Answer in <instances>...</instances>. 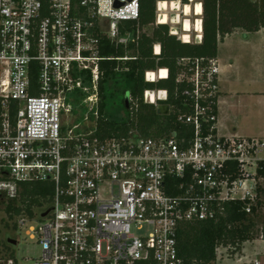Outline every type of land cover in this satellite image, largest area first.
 I'll list each match as a JSON object with an SVG mask.
<instances>
[{
	"label": "built area",
	"instance_id": "1",
	"mask_svg": "<svg viewBox=\"0 0 264 264\" xmlns=\"http://www.w3.org/2000/svg\"><path fill=\"white\" fill-rule=\"evenodd\" d=\"M197 2L203 12L190 19L191 36L201 43L204 4ZM139 18L140 0H82L76 13L71 0H0V198L17 201L23 183L54 190L40 212L22 210L17 222L41 247L34 264H217L218 256L188 263L180 229L217 219L223 202L237 200L239 183V199L253 197L246 183L264 171V139L220 135L218 57L179 59L185 127L174 135L103 134L100 63L115 58L100 56V42L127 47L135 37L122 36L120 25ZM168 98L144 93L161 116L172 113ZM231 164L242 174L234 182ZM245 264H264V254Z\"/></svg>",
	"mask_w": 264,
	"mask_h": 264
},
{
	"label": "trees",
	"instance_id": "2",
	"mask_svg": "<svg viewBox=\"0 0 264 264\" xmlns=\"http://www.w3.org/2000/svg\"><path fill=\"white\" fill-rule=\"evenodd\" d=\"M82 0H71L75 13ZM181 2L186 5L188 0H140V18L138 21L120 25L121 35L133 33L135 42L127 47L116 46L104 38L100 42V56L115 58L100 63V109L103 120L102 132L106 136H124L131 131L144 137L159 138L174 135L184 128L178 121L179 110L182 108L183 97L177 83L179 75L178 61L181 58H216L219 43L236 29L253 33L264 29V0H203L204 4V35L201 43H184L171 34L167 25L156 24V5L158 2ZM152 34H138L139 30L152 27ZM160 45V55H155L154 46ZM129 57L127 61L116 58ZM168 70L165 79L147 81V73ZM36 83V82H33ZM146 91H167L168 104L172 107L169 116H161L152 104L144 102ZM178 91V95L176 92ZM127 94L132 98L127 118L124 121L113 119L107 114L110 104L125 106ZM2 107L0 103V120ZM16 114L15 105L11 106L12 121ZM181 136V133H179ZM231 182L242 178L236 164L227 169ZM264 176V171H259ZM54 190L50 184H21L20 201L26 212L32 215L35 207H41ZM263 206L261 201L256 205L252 199L229 200L221 204L222 213L214 221L188 224L178 234L179 252L188 263H213L217 260L216 249L220 245L239 247L254 241L256 228L255 217ZM250 207V213L247 209ZM8 213L21 214L22 208L8 205Z\"/></svg>",
	"mask_w": 264,
	"mask_h": 264
},
{
	"label": "rangeland",
	"instance_id": "3",
	"mask_svg": "<svg viewBox=\"0 0 264 264\" xmlns=\"http://www.w3.org/2000/svg\"><path fill=\"white\" fill-rule=\"evenodd\" d=\"M194 11L195 6H193ZM157 15L158 9L156 6V24L154 26L159 25ZM181 17L183 24L185 22L194 24L192 22L194 14L190 18L183 15ZM167 26L170 29L173 27L170 24ZM107 27L108 24L104 23V28L107 29ZM177 27L182 33L183 25ZM152 28L153 26L139 30L138 34L147 33L151 35ZM258 33L259 31L253 32L250 37L246 36L243 29L234 30L231 35H228L229 37H225V42L220 44L218 59L220 61V71L226 73L224 82H234V87H231L230 91L236 89L238 92L246 93V95L237 96L235 93L230 92L231 94L228 95L225 105L227 125L239 129L240 132L244 133L242 134L244 136L264 138V41L262 40L263 36L261 37ZM180 40L182 41V39ZM192 43H196L194 35H192ZM231 64L234 65L232 70L228 69ZM149 75L150 73H147L146 78L150 79ZM127 111L125 107L112 102L107 114L115 120L124 121L127 118ZM255 178V183H246L248 188H254L252 190V203L254 205L258 201L263 203L257 217H255V240L244 243L239 247L220 245L219 253H217V264H236V259L246 255L253 259L258 253L264 251V179L260 176ZM242 187V183L236 186L233 192L235 199L244 196L245 191ZM19 199L15 202H9L4 198H0V264H7L9 258L14 260L16 264H34L35 260L42 256L40 245L35 240L27 237L24 231L18 230L17 222L21 214L17 215L7 211L9 204H13L16 208H22L24 211L25 207ZM35 209L40 212L39 207H35L33 210ZM33 225L36 224L33 223ZM9 239L15 240L17 245L9 244ZM245 262L247 261L244 260L243 264Z\"/></svg>",
	"mask_w": 264,
	"mask_h": 264
},
{
	"label": "bare ground",
	"instance_id": "4",
	"mask_svg": "<svg viewBox=\"0 0 264 264\" xmlns=\"http://www.w3.org/2000/svg\"><path fill=\"white\" fill-rule=\"evenodd\" d=\"M198 3L197 0H189V4L186 5H181V3L177 1L171 3L167 1L158 2V24L172 25L173 35L178 34L184 43H191V32L194 30V25L189 22L183 24L181 15L187 18H190L192 14L201 15L203 12V6L202 4L197 6ZM193 6H195L194 12ZM179 25H183L182 33L177 27ZM149 78L150 81L167 78V70H161V72H158L157 74L150 72Z\"/></svg>",
	"mask_w": 264,
	"mask_h": 264
},
{
	"label": "crops",
	"instance_id": "5",
	"mask_svg": "<svg viewBox=\"0 0 264 264\" xmlns=\"http://www.w3.org/2000/svg\"><path fill=\"white\" fill-rule=\"evenodd\" d=\"M252 35H253V33H246V36H250L251 37ZM258 35H260L261 37L263 36L262 40L264 41V29H261L259 31ZM227 37H229V36H227ZM226 38H225V40H226ZM225 40L219 43V49H220V44L224 43ZM218 52H219V50H218ZM233 66H234L233 64L229 65L228 69L232 70ZM220 73H221V87H222V96H221L220 104H219V126H218L220 135L221 136H225V137L239 136V137H243V138H257V137L244 136V135H242L244 133L240 132L239 129H237L235 127H229L227 125V123H226L227 114H226V111H225V107H226L225 105H226V99H227L228 95L231 94V93H235L237 96H243V95H246V93L238 92L236 89H232L233 91L231 92L230 89H231V87L232 88L234 87V82L233 83L224 82V79L226 78V73L225 72H221V71H220ZM261 139H264V138L261 137ZM258 254H264V251H262V253H258ZM240 259H243L242 262L239 263L238 262L239 259H236V264H243L244 260L245 261L251 260L248 257V255H246V256H244V257H242Z\"/></svg>",
	"mask_w": 264,
	"mask_h": 264
},
{
	"label": "water",
	"instance_id": "6",
	"mask_svg": "<svg viewBox=\"0 0 264 264\" xmlns=\"http://www.w3.org/2000/svg\"><path fill=\"white\" fill-rule=\"evenodd\" d=\"M123 4H119V3H117L116 4V7H121ZM130 95L129 94H127V96H126V99H125V106H126V109H129L130 108ZM51 212V209L50 210H48L46 213H44L43 215H42V217H46L49 213ZM8 242H9V244H11V245H17V242L15 241V240H12V239H9L8 240Z\"/></svg>",
	"mask_w": 264,
	"mask_h": 264
}]
</instances>
